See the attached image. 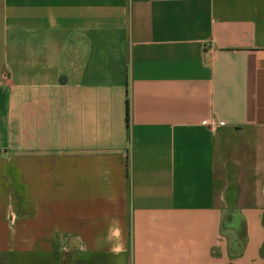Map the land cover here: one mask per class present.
Wrapping results in <instances>:
<instances>
[{
	"label": "crops",
	"instance_id": "1",
	"mask_svg": "<svg viewBox=\"0 0 264 264\" xmlns=\"http://www.w3.org/2000/svg\"><path fill=\"white\" fill-rule=\"evenodd\" d=\"M1 264H264V0H0Z\"/></svg>",
	"mask_w": 264,
	"mask_h": 264
},
{
	"label": "rangeland",
	"instance_id": "2",
	"mask_svg": "<svg viewBox=\"0 0 264 264\" xmlns=\"http://www.w3.org/2000/svg\"><path fill=\"white\" fill-rule=\"evenodd\" d=\"M2 262H1V260H0V264H1Z\"/></svg>",
	"mask_w": 264,
	"mask_h": 264
}]
</instances>
